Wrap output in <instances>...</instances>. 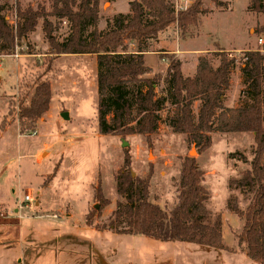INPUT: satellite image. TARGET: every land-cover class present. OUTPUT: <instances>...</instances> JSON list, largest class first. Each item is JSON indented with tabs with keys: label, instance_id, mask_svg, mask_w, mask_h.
<instances>
[{
	"label": "rangeland",
	"instance_id": "rangeland-1",
	"mask_svg": "<svg viewBox=\"0 0 264 264\" xmlns=\"http://www.w3.org/2000/svg\"><path fill=\"white\" fill-rule=\"evenodd\" d=\"M19 1L22 8L27 6L36 8L40 5L50 11L52 0ZM131 1L102 0L99 7V21L95 28L104 31L113 23L117 15L129 18ZM15 2L16 0H0V5L4 6L3 15L10 24L15 21ZM218 2L216 4L211 0H202L201 9L206 13L200 16L199 25L192 27L184 39L180 37L177 28L171 26L149 43L148 52L145 53V64L151 72L145 77L156 76L157 95L164 94L166 88L164 77L168 62L162 59L165 54L174 55L181 63L183 75L189 77L195 72L198 57L206 53L222 49L231 57L239 59L245 51L261 50L258 39L264 40V17L247 11L249 0H218ZM219 4L223 5L218 6ZM49 20L57 26L54 36L58 41H62L69 34V25L55 18ZM92 30L93 28H90L89 32ZM127 50L134 52L136 45L128 42ZM49 51L48 42L42 32V21H39L35 31L13 50L12 55H9L11 58H5L0 52V123L6 119L7 123L13 122L15 125L16 122L18 125L16 120L18 108L21 103L30 102L37 76L43 75L42 80L50 79L51 114L57 107L60 113L68 112L69 107L71 111L68 122H63L57 116L58 112L56 116L63 124L64 133H68L65 139H71L70 142L76 143L72 149L74 159L61 164V172L54 181L61 182V177L65 178L62 184L68 189L65 192L59 190L56 195L52 191L55 199L50 198V200L53 202L52 205H59L61 209L65 204H71L73 220L69 223L66 220L53 219L56 217L52 216V218V214H49L50 217H46L45 214L39 217L38 211H30L26 208L21 210L20 215L15 213L17 211L14 212L18 210L22 196L30 193L25 192L27 187H35L34 183L27 184L26 181L33 178L24 175V171L21 175L23 184L18 186L20 181L17 169L24 162L17 158L18 149L21 155L36 153L43 139L41 132L33 135L36 128L30 133L21 135L24 137L20 139L15 127H10L0 139V148L3 145L10 148L8 157L14 159L15 164L10 169L9 185L0 184V201L3 204L16 201L12 208L0 206V215L4 216H0V223L11 225L21 223L20 234L24 245H27V254L19 263L12 261L21 257L20 253V255L6 256V259L4 258L0 263L99 264V257H102L107 259L108 264H255L246 256V249L238 245L243 221L226 209V202L230 196L236 198L241 210L244 211L248 206L250 194L238 189L231 190L228 187L230 180L241 178L242 173L249 168L248 164L238 158H229V154L240 153L250 161L254 148V135L214 133L211 135L210 148L198 155L194 147L186 142L184 135L173 133L166 124V119L173 115V108L166 105L160 113L158 130L151 137V146H148L145 137L140 135L102 136L98 133L96 119L95 57L59 56V59H54ZM18 63L21 64V70L17 81ZM131 89L134 90V87H130ZM242 90V75L237 65L231 73L224 106L236 108L249 102ZM10 102L14 111L11 116H7ZM194 110L197 111V106ZM82 138L86 141L80 142ZM125 152L131 157V171L135 177L145 178L152 169L150 200L165 212L172 209L176 203L183 159L195 158L204 174L202 185L210 196L205 207L211 212L212 218L221 217L225 250L218 251L193 244L162 242L143 236L116 233L118 229L124 227L121 225L113 228L109 218L116 203L125 202L123 197L117 195L114 181V176L123 163ZM45 157L46 154H42L38 160L41 161ZM0 159H3V156H0ZM54 164L52 159V162L46 165V170L49 167L53 170ZM99 179L103 198L108 200L109 204L106 207L101 206L93 198L94 205L85 214L88 203L94 195V184ZM88 213L92 217L91 225L85 222V215ZM11 230L15 232L14 228ZM58 238H71L82 243L68 247L72 251L69 256L60 255L52 250L54 246L56 247L53 241ZM27 239H32L33 244H27L25 242ZM49 242H52V246H43Z\"/></svg>",
	"mask_w": 264,
	"mask_h": 264
},
{
	"label": "trees",
	"instance_id": "trees-1",
	"mask_svg": "<svg viewBox=\"0 0 264 264\" xmlns=\"http://www.w3.org/2000/svg\"><path fill=\"white\" fill-rule=\"evenodd\" d=\"M101 1L52 0L51 9L47 11L40 5L22 8L20 1L16 0L12 24L6 21L4 6L0 5V52L5 56L12 55L42 21V32L54 59L61 55L94 56L97 129L103 136L140 135L151 146V137L158 130L160 113L166 105L173 108V115L166 119V124L173 133L184 135L198 155L210 148L214 133L253 134L250 161L240 153L229 154V158H238L248 164L249 168L241 178L228 182L229 189L251 195L248 206L241 210L236 198L230 196L226 209L243 221L238 236L240 248L246 249V256L253 263L264 264V50H248L237 59L217 49L199 56L195 72L189 77L183 75L181 63L174 55L165 54L162 59L168 62L164 77L166 88L164 94L157 95L156 76L145 77L151 72L144 62L149 43L171 26H175L184 39L192 27L199 25L200 16L206 13L201 9L202 0H195L186 11L178 13L172 0H132L129 18L117 15L104 31H98L95 27ZM211 1L219 3L218 0ZM247 11L264 17V0H249ZM50 18L69 25V34L62 41L54 36L57 26ZM90 28H93L91 32ZM128 42L136 45L134 52L127 50ZM237 65L242 75V93L249 102L226 108L225 93L230 86L232 70ZM42 77L37 76L35 80L30 102L21 103L18 108L16 120L20 135L32 132L38 120L49 110L50 79L42 80ZM13 111L10 102L7 116ZM6 124L3 119L0 129ZM132 174L131 157L125 152L123 163L114 176L115 191L125 202L116 203L109 218L113 228L124 227L116 233L225 250L221 217L212 218L205 207L210 196L202 185L204 174L195 158L183 159L177 200L168 212L150 200L152 169L145 178ZM94 198L101 206L109 204L103 198L99 182ZM85 222L87 225L92 223L89 213Z\"/></svg>",
	"mask_w": 264,
	"mask_h": 264
},
{
	"label": "crops",
	"instance_id": "crops-1",
	"mask_svg": "<svg viewBox=\"0 0 264 264\" xmlns=\"http://www.w3.org/2000/svg\"><path fill=\"white\" fill-rule=\"evenodd\" d=\"M61 56H73V55H61ZM145 56L146 55H144V62H145ZM4 57L11 58L10 56H4ZM20 65L18 63L17 68H16L17 81L19 79V74L21 70ZM96 91H97V88H96ZM64 98H66L65 95H64ZM229 108H232V107H229ZM58 109L59 107L55 108V112L52 114H51V110L49 109L48 112L45 113L38 120L37 125H36V135L41 132L42 133L41 137L43 140L40 142L41 145H39L40 147L39 149H37L36 153L21 155L20 149H18L17 158L24 161L22 165L18 166V169H17V173L19 177L18 180L20 181L18 182V186H20L21 183L23 184V180H21V175H23V171H24V175L27 174L29 178H33L32 180L31 179L27 180L26 181L27 184H30V185L33 183L35 184V187H27V189L25 190V192L27 191L30 192L27 194H31V196L36 199V203H37L35 208H33L32 210L30 209V211H33V210L38 211L39 217H42L44 214L46 217H50L49 214H52L51 217L52 216L56 217V218L52 217L53 219H61L63 221L66 220V222L70 223V221L73 220V213H72L73 209L71 207V204L67 203L65 204V207L61 209L59 205H52L53 202H51L50 200V198H52L53 200L55 199L54 196L52 195V191L56 195L58 194L59 190H62L63 192H65L68 189V187H64L62 184V182L64 181L63 179L65 178L61 177V182L60 180L57 181V183L54 181L57 179V176L61 172L60 170L61 164H63L65 161L67 162V161H70L71 159L72 160L74 159V154L72 153V149L76 145V143L70 142L71 139H68V138L65 139V136L68 133H64V130L62 128L63 124H61V122L57 120V116H59L63 122H68L70 119L71 110L68 107V110H69L68 112L60 113ZM56 113H57V116H56ZM12 126L15 127L14 129L18 133V138L21 139L22 137H24V136L19 135V132H18L19 129H18L17 123L15 122V125H13V122L11 123L9 122L6 124V126L3 129H1L0 139L3 138L4 134ZM83 141H86V139L82 138L80 142H83ZM9 150L10 148H7L5 145H3L2 148H0V156H3V159H0V184L8 183L9 185V179L11 176L10 169L15 164L14 159H9L8 157ZM42 154H46V157L42 159L41 161H39L38 157ZM52 159H53V162L55 163L53 166L55 167L53 168V170L51 167L47 168L48 170H46V167H47L46 165L48 164V162H52ZM98 182L101 185L100 179L98 180ZM98 182L94 184L95 185L94 188H96V186L98 185ZM12 192H13V189H12ZM93 198H94V195L90 199V202L88 203L87 211L85 212V214L88 212L90 207L94 205ZM15 201L16 200H14V202ZM14 202L10 204L8 203L3 204L0 201V206L4 208H7V207L12 208ZM15 211L17 210H14V212ZM59 215L61 217H59ZM67 225L69 224L67 223ZM13 228L15 229V232H12L11 229ZM21 229H22L21 223L19 225H11V224L4 223V222L0 223V262L4 258L6 259V256H9L11 254L12 255L19 254V253L22 254L21 257H18L17 259L12 261L14 263L15 262L19 263L22 260V257L25 258L27 254L26 252L27 245H24L25 244L23 242L24 240L22 239L21 234H20ZM25 242L30 245L33 244L32 239H27ZM81 243L82 242L75 241L71 238H58V239H54L53 244H56V247L54 246L53 247L54 249L52 250H54V252L57 254H60V255L65 254L66 256H69L70 253H72V251L69 250L68 247L72 246V244L74 245V244H81ZM43 246L45 247L52 246V242L46 243ZM37 256H39V254H37ZM10 260H12V257ZM99 260H100L99 264H108L107 259H103L102 257H99Z\"/></svg>",
	"mask_w": 264,
	"mask_h": 264
},
{
	"label": "built area",
	"instance_id": "built-area-1",
	"mask_svg": "<svg viewBox=\"0 0 264 264\" xmlns=\"http://www.w3.org/2000/svg\"><path fill=\"white\" fill-rule=\"evenodd\" d=\"M195 0H173L175 12H184L186 11L194 2ZM258 45L260 46L261 50H264V40L259 38ZM36 135V132L33 133ZM37 205L36 199L31 196V194H24L20 200V204L17 210V213L21 212L23 208L26 209H33ZM20 215V214H19ZM1 217H4L2 214Z\"/></svg>",
	"mask_w": 264,
	"mask_h": 264
},
{
	"label": "water",
	"instance_id": "water-1",
	"mask_svg": "<svg viewBox=\"0 0 264 264\" xmlns=\"http://www.w3.org/2000/svg\"><path fill=\"white\" fill-rule=\"evenodd\" d=\"M133 175V174H132ZM134 176V175H133Z\"/></svg>",
	"mask_w": 264,
	"mask_h": 264
}]
</instances>
